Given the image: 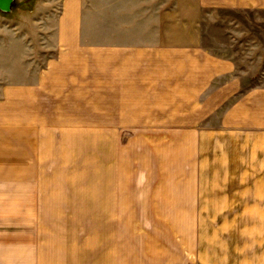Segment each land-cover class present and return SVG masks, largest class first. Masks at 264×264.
I'll use <instances>...</instances> for the list:
<instances>
[{
	"label": "rangeland",
	"instance_id": "obj_1",
	"mask_svg": "<svg viewBox=\"0 0 264 264\" xmlns=\"http://www.w3.org/2000/svg\"><path fill=\"white\" fill-rule=\"evenodd\" d=\"M49 60L61 62L45 89ZM189 87L196 103L177 102ZM263 135L264 0H12L0 10V264H202L186 253L206 222L172 204L173 184L237 180L252 152L264 157Z\"/></svg>",
	"mask_w": 264,
	"mask_h": 264
},
{
	"label": "crops",
	"instance_id": "obj_2",
	"mask_svg": "<svg viewBox=\"0 0 264 264\" xmlns=\"http://www.w3.org/2000/svg\"><path fill=\"white\" fill-rule=\"evenodd\" d=\"M66 29L68 31L73 30L70 26ZM64 33H67V31L65 30ZM59 41L58 45L67 47L69 68H72L79 63L76 55L78 54V49L74 52V49L68 47L77 46L78 43L73 38L71 40L70 36L61 37ZM126 59L129 60L127 57ZM97 60H100V58L96 59L93 57L91 65ZM112 60L116 61V55ZM52 62L53 60H49L45 69L38 74L43 83V85L42 83L37 85L38 87L44 86L46 89L49 85H52V72L56 71L54 68L58 67L61 61ZM124 65L121 66L125 67ZM114 66L115 68L117 67L115 64ZM90 71L91 74L89 76L94 79V69ZM112 71V76L118 77V79H126L130 73L129 70L123 69H113ZM193 86H195L194 83ZM196 92V90H190V87L187 93H182L181 89H179L175 93L177 95L176 100L180 102L183 94L186 97H183L184 102H188L191 105L192 103L195 104ZM114 93H125L129 96L131 92L126 88V90L115 91ZM128 100H131V97L118 99V101L124 102H128ZM201 102H203L201 103L202 105L196 107V111L206 108V99L204 98ZM208 102H211L210 99H208ZM189 108H193V106H189ZM208 108L210 109L211 107ZM118 110L126 111L128 107H122ZM206 112H208L207 108L204 109L202 114L200 113L201 117H204L203 115H206ZM127 115V113H124V116ZM129 115L132 114L129 113ZM118 124L133 123L118 122ZM255 140L257 141L254 143V147L259 148L260 139ZM252 153L253 166L248 168L249 172L240 171L248 170L245 168L234 172L238 174L235 177L237 180L184 181L173 184L171 193L172 204L183 207L182 212L189 215V222L193 221L195 213L203 215L206 222L204 230L200 229L194 236L190 232L186 256L191 262H200L202 264H264V157L259 159L255 156V152ZM244 173L249 175L250 180H240L241 174L243 175ZM189 228L191 229L190 225Z\"/></svg>",
	"mask_w": 264,
	"mask_h": 264
},
{
	"label": "water",
	"instance_id": "obj_3",
	"mask_svg": "<svg viewBox=\"0 0 264 264\" xmlns=\"http://www.w3.org/2000/svg\"><path fill=\"white\" fill-rule=\"evenodd\" d=\"M12 0H0V10L8 11Z\"/></svg>",
	"mask_w": 264,
	"mask_h": 264
}]
</instances>
